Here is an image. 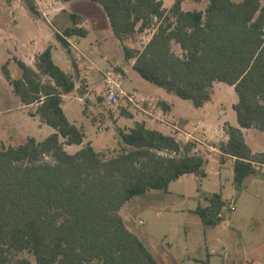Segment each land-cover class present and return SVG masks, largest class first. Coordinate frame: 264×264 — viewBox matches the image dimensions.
<instances>
[{"label":"trees","instance_id":"trees-1","mask_svg":"<svg viewBox=\"0 0 264 264\" xmlns=\"http://www.w3.org/2000/svg\"><path fill=\"white\" fill-rule=\"evenodd\" d=\"M88 1L102 7L120 42L154 29L143 49L123 46L125 60L134 61V71L152 85L196 108L212 100L215 83L234 87L239 127L227 128L229 140L219 149L235 158L233 183L241 192L264 166V152L254 153L242 132L264 133L262 1L210 0L200 11L184 10L183 0L169 9L162 0ZM25 4L39 14L35 0ZM70 16L73 25L56 34L68 51L66 38L88 34L78 27L79 17ZM52 50L38 55L35 67L14 58L18 79L11 78L8 62L2 68L15 95L25 106L35 105L32 115L55 132L16 146L0 142V264H33L25 254L37 264H160L120 211L137 196L167 192L183 176H204L206 159L196 143L183 144L144 122L120 131V147L111 156L85 143V132L62 106L63 96L76 89L75 78L56 64ZM66 146L82 147L71 153ZM225 205L214 194L209 208L197 213L205 224H219Z\"/></svg>","mask_w":264,"mask_h":264},{"label":"rangeland","instance_id":"rangeland-1","mask_svg":"<svg viewBox=\"0 0 264 264\" xmlns=\"http://www.w3.org/2000/svg\"><path fill=\"white\" fill-rule=\"evenodd\" d=\"M172 1L174 0H164L165 8L171 5ZM209 1L183 0V7L186 11L205 10ZM233 1L239 3L243 0ZM261 1L264 5V0ZM15 12L17 27L13 24ZM62 17L66 20V25H72V20L67 12L62 13ZM11 18L12 20H9ZM50 19L54 26L63 28L53 20L52 16ZM0 24V37L4 34L6 38L3 44H0V77H3L1 65L9 58L11 61L8 70L12 78L18 79L21 75L20 68L12 59L14 55L18 56L15 46L23 47L24 51L31 49L34 53H38L51 43L54 44L53 56L56 63L66 73L73 74L72 63L76 57L75 52L73 49L71 52L68 51L61 41L54 37L53 27L37 23L36 16L28 11L25 0H0ZM153 31L154 29H150L142 34L136 33L129 36L124 42H121L122 47L126 45L134 49H143L150 40ZM16 37L19 38L16 39ZM74 41L78 42L77 46L80 50L93 51L95 57H108L114 63H120L124 59L123 49L118 43V39L116 37L109 39L107 41L111 43L109 48L103 43L105 40L95 33L93 28L86 36H75ZM174 49L178 54H181L178 46H175ZM22 54L24 57L25 54ZM32 63L34 65L35 61L33 60ZM86 64L89 65V62L84 58L78 59L80 67ZM131 79L132 84L125 83V88L130 90L138 81L136 76H131ZM231 90V87L226 84L216 86L212 101L189 117L188 129L194 130L202 121L212 122L214 116H219L216 113L217 110L227 109L231 112L232 103L238 100L236 92L234 90L231 92ZM12 96L13 88L9 81L0 83V142L16 146L26 140L20 135L45 136L46 134L41 131L38 133L35 121L30 128L28 110L18 108L17 102L15 103ZM75 96H77L76 92L68 95L67 102L71 105H65L67 117L71 122L84 128L88 139L96 138L95 149L97 151H102L108 156L113 155L115 150L120 147V131L123 130L117 124L122 127L126 120L120 114L113 116L114 114L106 104H101L100 109L94 107L88 114V109L87 113L84 112L85 104L79 102L77 98L75 99ZM170 97L177 101H183L174 94H170ZM8 107L12 112H9ZM119 108L121 109V107ZM94 114L98 115L92 119ZM234 117L236 118V114ZM113 118L116 119L117 124ZM13 120L20 129L17 134L6 132L13 128L8 127L5 123L13 122ZM92 120L96 125L92 123ZM222 120L223 118L218 117L215 122L219 124ZM225 125L227 128L230 126L227 123ZM251 135L250 133L249 137ZM209 144L212 145L206 142V146L199 150L200 155L207 161L204 167V176L193 174L181 177L170 185L167 192H160L163 195L160 199L137 196L128 202L120 213L126 220L127 226H134L137 234L146 243L148 242L146 235L150 234L181 261L186 260L187 262L188 257L192 255V251L186 244L189 241L198 255L204 256L209 249L210 252L215 253L219 261H223L227 254L231 264H259V261L260 264H264V173L250 177L245 188L241 192L237 191L233 183L232 161L223 164L220 155L208 153L206 148ZM66 148L69 152L74 153L81 147L66 146ZM165 193L169 194L165 196ZM214 194H220L226 205L234 200L236 211L229 213L222 210L224 218L219 224H205L200 214L197 213V209L209 208L210 197ZM199 205L201 207L198 208ZM25 257L29 258L33 264H37L32 255L25 254Z\"/></svg>","mask_w":264,"mask_h":264},{"label":"crops","instance_id":"crops-1","mask_svg":"<svg viewBox=\"0 0 264 264\" xmlns=\"http://www.w3.org/2000/svg\"><path fill=\"white\" fill-rule=\"evenodd\" d=\"M36 6L38 7L39 14L34 15L37 18V23H43L45 26H51L53 27V35L56 37V34H61L65 28L70 27L73 25H66V20L62 17V13H68L70 19L71 14L77 15L79 17L78 20V27L86 29L88 34L90 32V29L93 28L95 33H97L101 38H103V43L110 48L111 43L107 42L109 39L115 37L112 29L109 24V20L102 9V7L96 3H93L88 0H72L70 2H64L63 0H35ZM164 2V0H162ZM175 0L172 1L171 5L166 6L167 8H171L174 4ZM45 4H52V9L50 10L49 14L46 18L42 15V9H40V6H44ZM40 5V6H39ZM165 6V4H164ZM185 10V8L183 7ZM29 11V10H28ZM30 12V11H29ZM31 13V12H30ZM16 12L13 15V24L17 27L18 22L16 18L14 17ZM32 14V13H31ZM33 15V14H32ZM50 16L53 17V20L57 21L60 26H63V28H59L58 26H54L52 24V20L50 19ZM10 18V17H9ZM9 20H12L9 19ZM72 20V19H71ZM81 20V22H80ZM1 25V24H0ZM52 29V28H51ZM87 34V35H88ZM0 37V44H3V41L6 40L4 34ZM74 37H68L66 38L69 46H70V52L73 49L75 52L76 57H74V61L72 63L73 66V74L69 73L70 75H73L76 81V89L73 92H76L77 96H75V99L77 98L79 102L85 104V110L88 109V114L91 113V110L96 107L100 109V105H104V100L100 97H98L95 93H92L90 91V87L94 86L96 88H101L103 85V75L102 73L107 69H113L116 70L117 73H120L123 76L122 79V86L127 92L136 91L138 93L139 99L137 101V104H130L127 100L122 99L119 103L118 109L116 112H114L113 116L116 114H120V116L126 120L125 123L121 126L117 124L116 119L113 118L114 122L117 124L118 127L122 128L124 131H128L129 129L133 128L135 123L137 122H144L146 126L150 129L159 130L164 134L170 135L175 137L179 142L185 144V139L192 140L194 143L197 144V153L200 154L199 150H202L203 146H206V142L211 143L212 145L207 146V152L210 154L215 153V155H220V157H224V160H221L223 164H225L227 161H232V174L234 175V162L235 158H232L230 156H225L219 149V145L221 143H227L229 140V136L227 134V127L225 123L229 124L231 127H239L237 116L234 117L236 113H234L233 106L238 102V100L232 103V111L229 112L227 109L219 111L217 110L216 113L219 114V116H214L212 122L205 123L204 121L199 122L198 125L194 128V130H189V117L193 115L194 113L198 112L199 108H196L194 104L190 100H183L177 101L170 97L171 93H168L166 90L156 87L152 85L151 83L144 80L136 71L133 69L134 61L128 62L123 60L117 63L112 62V60L108 57H95L94 52L90 50H80L78 48V42L74 41ZM19 37H16L18 39ZM57 39V38H56ZM20 40V39H19ZM18 41V40H17ZM19 42V41H18ZM35 43V42H34ZM72 44H75V47H72ZM118 43L122 47L121 42L118 40ZM52 49L54 47V44L51 43ZM48 46V47H49ZM47 47V48H48ZM45 48L44 50H46ZM132 48V47H130ZM16 52L18 56L14 55V58H18L22 61H24L26 64H28L31 67H35V64L33 65L32 61H36V57L40 55L44 50L39 51L38 53H34L31 49L28 51H24L23 47L17 48L15 46ZM123 49V47H122ZM53 51V50H52ZM10 52V51H9ZM25 56L23 57V54ZM11 53V52H10ZM20 55V57H19ZM124 56V52H123ZM84 58L89 62V65H84L83 67H80L78 65V59ZM33 59V60H32ZM54 61L56 62L54 56ZM11 58H9L7 61H5L1 65V70L5 63H10ZM57 64V63H56ZM62 68V67H61ZM3 73V70H2ZM134 74V75H132ZM131 76H136L137 84H134L132 86L133 88L127 89L125 88V83H131L132 79ZM12 78V76H11ZM13 79V78H12ZM8 81L5 78V75L3 73V77H0V83ZM219 84L224 83H215L213 87V91ZM231 87V86H230ZM232 90L235 91L234 87H231ZM231 90V92H232ZM72 92V93H73ZM71 94V93H70ZM68 95L63 96V109L66 113V107L65 105H71V103L68 101ZM176 96V95H175ZM234 96V95H233ZM15 103L17 102L18 108L20 109H26L28 110V125L30 128L33 126V121H35L37 131L38 133L41 131L45 133L46 135L43 137H38L37 135H31L28 136V134L20 135L22 138H28V137H35L38 140H43L49 135L53 134L55 130L45 124L39 116H34L32 114L36 111L35 105L25 106L21 99L15 95L13 92L12 96ZM235 98V97H233ZM238 98V96H237ZM100 100H102L100 102ZM145 101V102H144ZM212 101V100H211ZM210 101V102H211ZM149 102H157V104L162 108L164 118L158 119L154 118L153 116L148 114V103ZM161 102H164L168 107H170L169 110H165ZM209 103V102H208ZM206 103V104H208ZM205 104V105H206ZM107 105V104H106ZM204 105V106H205ZM108 106V105H107ZM121 107V109L119 108ZM9 108V107H8ZM201 108V107H200ZM9 108L8 110H10ZM126 110L128 115H124L122 111ZM9 112H12L10 110ZM8 112V113H9ZM87 113V112H86ZM99 114V113H98ZM98 114H94V119ZM67 115V114H66ZM223 118L221 123L217 124L215 122L216 118ZM69 119V118H68ZM229 121V123H228ZM14 123V124H13ZM73 123V122H72ZM93 123V120H92ZM8 127H12L13 129H8L6 132L17 134L20 132V129L18 128L17 124L15 123V120L13 122L8 121L5 123ZM75 124V123H74ZM96 125L95 123H93ZM76 125V124H75ZM78 126V125H77ZM81 128L84 132V128L82 126H78ZM3 130V129H2ZM242 132L244 134L246 143L251 148V150L254 153H261L264 152V135L263 132L257 130V129H242ZM252 134L249 137V134ZM85 143L91 142L92 145L95 148L96 145V138H87V134L85 132ZM6 144V143H5ZM8 145V144H6ZM72 148L73 146H67ZM82 147V146H79ZM202 147V148H201ZM67 149V148H66ZM68 150V149H67ZM214 155V154H213ZM259 174L264 173V166L258 167ZM188 176V175H187ZM178 181V180H177ZM172 184V183H171ZM170 187V186H169ZM169 190V189H168ZM161 191H150L146 193L145 195H142L144 197H153L156 199L162 198ZM167 194L169 193H165ZM201 207V205L198 206V208ZM122 210V209H121ZM123 217V216H122ZM124 218V217H123ZM125 223L126 220L124 219ZM127 225V224H126ZM127 228L135 233L147 246V248L152 252V254L157 258L158 262L160 264H231L228 255L225 254V258L223 261H219L218 257L215 256L214 252H210L209 249H207L206 254L203 256L202 254H197L194 251L192 243L189 241L186 242L188 248L192 251V255L188 257L187 262L186 260H180L178 259L174 253L170 252L169 250L165 249L161 244H159L154 237H152L150 234H147V243L144 239H142L136 232L134 226H127ZM253 262V260H252ZM260 264V261H259Z\"/></svg>","mask_w":264,"mask_h":264},{"label":"built area","instance_id":"built-area-1","mask_svg":"<svg viewBox=\"0 0 264 264\" xmlns=\"http://www.w3.org/2000/svg\"><path fill=\"white\" fill-rule=\"evenodd\" d=\"M36 2V1H35ZM40 6V5H39ZM40 11L44 18L47 17L50 10L52 9V4H45L40 6ZM72 47H75V44H72ZM103 85L101 88H96L94 86L90 87V91L95 93L98 97L102 98L104 102L108 105L112 113L116 112L118 109L119 103L122 99L127 100L130 104H137L139 99L138 93L136 91L127 92L122 86L123 76L120 73H117L116 70L107 69L103 73ZM145 102V101H144ZM148 114L154 118L162 119L164 114L162 108L157 104V102L148 103ZM193 142L189 139H185V143ZM225 211L229 213H234L236 211L235 201L233 200L228 205L224 207ZM218 218L223 219L224 214L221 212L218 214Z\"/></svg>","mask_w":264,"mask_h":264}]
</instances>
